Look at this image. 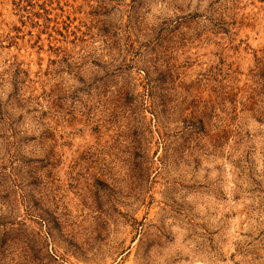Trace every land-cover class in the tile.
Returning <instances> with one entry per match:
<instances>
[{
    "label": "rangeland",
    "instance_id": "1",
    "mask_svg": "<svg viewBox=\"0 0 264 264\" xmlns=\"http://www.w3.org/2000/svg\"><path fill=\"white\" fill-rule=\"evenodd\" d=\"M0 264H264V0H0Z\"/></svg>",
    "mask_w": 264,
    "mask_h": 264
}]
</instances>
